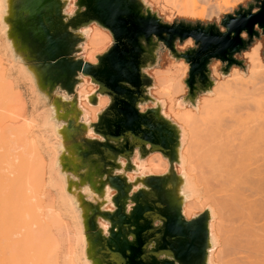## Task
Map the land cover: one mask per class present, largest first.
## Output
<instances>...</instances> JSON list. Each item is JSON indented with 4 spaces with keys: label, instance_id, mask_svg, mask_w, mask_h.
Listing matches in <instances>:
<instances>
[{
    "label": "rangeland",
    "instance_id": "obj_1",
    "mask_svg": "<svg viewBox=\"0 0 264 264\" xmlns=\"http://www.w3.org/2000/svg\"><path fill=\"white\" fill-rule=\"evenodd\" d=\"M7 1L9 0H0V64L4 67L1 68L0 65V87L3 84L9 87L4 90L3 85L0 88L2 89L0 91V115L3 112L0 116V140H3L2 143L0 141V161L2 160L0 168L6 162L9 166L13 165V168L6 164L10 170L7 172L8 169L5 171L4 167L0 170L2 176H0L2 183L0 187L5 182L4 186H7L9 181L14 183L18 181L6 187L8 189L3 195H1L3 191L0 190V197L5 195L4 203L7 201L11 206L13 203V208L18 209L19 213L25 208L24 204L23 207L20 206L19 200H23L22 198L25 197V203L32 195V198L28 199L32 201V203L29 201L32 205L26 204L25 212L20 216L16 212L14 218L11 216L13 214L10 211L14 210H10L11 206L9 207L7 203L0 206L1 211L9 210L6 216L3 215L5 212L0 214V264H12L13 262H15L13 264H22V262L23 264H39V260H42L44 264H93L87 252L88 241L79 206L81 197L87 195L92 200L108 204V209L112 210L111 199L114 192L107 187L104 193L99 195L94 189L80 186L79 179L74 175L66 174L73 168V164L75 166L77 164L74 148L66 144V136H70V132L75 137L82 134L78 126L80 123L87 126L88 136L93 135L90 125L97 122L98 114L109 105L110 99L99 96L98 104H91V98L98 87L92 84L90 79H84V83L78 87L76 92L78 97L76 103H73L74 101L69 96L61 95L60 100L56 99L55 102L50 103V105L55 104V109H51L42 95V93L45 96L48 94L45 91L39 92L36 87L33 71L14 56L13 43L6 35L9 30L6 22L9 15ZM69 1L65 11L68 16L75 11L74 1ZM142 1L164 23H185L194 26L214 24L222 31L225 29L221 26V22L226 15L234 14L241 7L247 8L249 4H254V0H205L203 5L200 4L202 2L197 1L198 5L194 4V7L191 6L194 8L192 9L190 5L193 4H185L184 0ZM184 4L189 7L186 8ZM191 9L195 11L190 12ZM258 31L260 36L254 38L246 51L236 56L238 61L243 62L244 67L234 66L229 74L224 75L225 65L219 60L211 62L210 72L211 80L215 82L214 86L207 93L199 94L194 104L188 100L189 89L185 83L189 76V65L184 60L172 57L163 45L157 50L156 65L146 70V74L153 80V85L148 91L149 96L155 99L164 116L176 123L180 132L179 163L176 164V171L181 183L177 193L184 202V215L186 219L191 220L204 211L210 214L208 264H241L242 258L246 256L245 248L250 247L247 240L252 235L251 230L259 235L254 239L264 243V34ZM81 34L85 41L81 44L82 52L78 56L86 62L97 64V56L107 52L113 44L111 33L97 24H92L87 29H82ZM242 37L248 39L246 34ZM194 45L191 39L183 44L176 43L177 50L180 52ZM257 46H261L262 65L255 62V67L251 69L249 59ZM39 100L41 104L38 108L45 111V123L32 117L36 114L33 110L34 105L38 104ZM155 106L153 103H148L143 105L142 110ZM69 118L75 122L74 129L70 131L63 120ZM26 123L30 129L37 128L36 142L39 144H36L40 150L38 151L39 159L32 156L33 153L38 154L32 153L33 150L31 151L32 157L24 152L25 150L30 151L32 145L31 149L25 148L24 150L21 147L25 142H22L23 133L20 132L28 127L25 126ZM29 127L24 131V137L27 138L23 137L25 141L30 139V133L26 134V130H30ZM16 139L19 141L17 142ZM27 141L26 143L30 142V140ZM5 150L8 151L5 152ZM10 155L14 157L13 160ZM3 156L6 159H3ZM26 157H29V162L32 159L36 161L33 163L34 166L31 164L34 167L33 173H36L34 174L36 175L35 184L34 179L32 182L27 180L29 177L32 180L29 175L32 171L28 169L32 166H27ZM23 158L22 162L25 167H28L25 169L24 164L22 165L23 169L27 170L26 172H23L20 166L22 163L20 160ZM39 160L40 163H38ZM13 161L14 164L15 161L17 163L15 166ZM120 161L127 163L123 159ZM132 163L134 169L131 172H125L123 168L121 170L130 182H135L137 178L148 175H165L170 168L169 162L159 153L151 154L141 160L137 152L132 158ZM19 167L20 172L25 175L23 176L22 173L23 179L19 178ZM3 170L11 176L6 174L7 178L6 176L3 178L5 174ZM16 175L18 178L15 177ZM27 181L32 183L33 187ZM25 182L27 186H24ZM138 187L140 185L136 186ZM234 187L244 194L242 210L229 213L219 210L217 207L219 198L231 195L230 191L235 190ZM3 188L2 190H5ZM27 190L29 191L24 195ZM8 191L11 192L8 193ZM16 193L20 194V199ZM77 198L79 199L76 200ZM11 199H16V202L18 200L19 205L15 206V201ZM27 205L35 209L36 218H31L30 208L28 209ZM241 212L243 214H240ZM16 216L17 219H15ZM21 216L25 219L22 218L19 221ZM221 217H224V220L221 221ZM16 220L20 223L18 224ZM100 222L106 231L108 224ZM27 234L30 237L29 240L26 237ZM18 242L20 244L24 242L22 245L25 247ZM30 242H32L31 245ZM32 245L37 246L36 251L35 247V249L30 248ZM19 248L22 249L19 250ZM23 248H26V252ZM29 248L33 251L29 252ZM27 251L29 256H27Z\"/></svg>",
    "mask_w": 264,
    "mask_h": 264
},
{
    "label": "water",
    "instance_id": "obj_2",
    "mask_svg": "<svg viewBox=\"0 0 264 264\" xmlns=\"http://www.w3.org/2000/svg\"><path fill=\"white\" fill-rule=\"evenodd\" d=\"M73 1L75 11L68 16L69 0H9L6 35L14 56L33 71L37 89L48 94L49 105L61 95L76 103L84 79L98 87L91 104L97 105L99 96L110 99L90 125L97 138H89L87 126L80 123L82 134L75 137L70 132L71 139L66 140L77 160L69 171L79 185L99 195L107 187L114 192L113 210H105L108 204L87 195L81 197L92 263L208 264L210 214L204 211L191 220L184 215L177 193L180 132L149 96L153 80L146 70L156 65L157 50L163 45L172 57L189 65L188 100L196 103L199 94L214 86L209 70L213 60L225 65L224 75L234 66L244 67L236 56L260 36L258 30L264 34V0L226 15L221 22L225 31L214 24L164 23L142 0ZM92 24L113 37L111 48L97 56V64L78 56L85 41L81 31ZM189 39L198 49L178 51L176 43ZM148 103L156 106L143 111ZM63 120L69 131L74 129V120ZM137 152L141 160L161 154L169 162L168 173L130 182L121 170L134 169ZM100 221L108 224L106 231Z\"/></svg>",
    "mask_w": 264,
    "mask_h": 264
},
{
    "label": "bare ground",
    "instance_id": "obj_3",
    "mask_svg": "<svg viewBox=\"0 0 264 264\" xmlns=\"http://www.w3.org/2000/svg\"><path fill=\"white\" fill-rule=\"evenodd\" d=\"M184 1H185V4H186V3H187L188 5H190V3L193 4V5H190V7H191V6L194 7V4H197V1H198L199 3L202 2V3H200V4H202V5L204 4V2H206L205 0H184ZM8 3H9V1L6 2V6H8ZM185 4H184V5H185ZM197 5H198V4H197ZM185 6H186V5H185ZM185 6H184V9H185ZM187 7H189V6H186V8H187ZM192 7H191V8H192ZM195 8H196V7H195ZM6 9H7V8H6ZM192 9H194V8H192ZM192 9L190 10V12L193 11ZM194 11H195V10H194ZM194 11H193V12H194ZM185 13H186V12H185ZM190 14H191V13H190ZM195 14H196V13H195ZM192 15H194V14H192ZM244 34H245V33H244ZM9 40H10V39H9ZM191 40H192V39H191ZM187 41H188V40H187ZM12 46H13V45H12ZM260 51H261V46H257V47L254 49L253 55H252V56L250 57V59H249L250 64H251V69H253V68L255 67V62H259L260 65H262V61H261V57H260V55H261V54H260ZM18 58H19V57H18ZM19 59H20V58H19ZM16 60H18V59H16ZM14 62H15V61H14ZM0 65H1V64H0ZM1 66H2V65H1ZM16 66H17V65H16ZM16 66H15V67H16ZM25 66H26V65H25ZM1 68H4V67L2 66ZM28 68H29V67H28ZM5 69H6V68H5ZM29 69H30V68H29ZM0 71H1V69H0ZM3 71H4V70H2V72H3ZM17 72H18V71H17ZM1 75H2V74H1ZM1 77H2V76H1ZM4 81H5V80H4ZM0 82H1V81H0ZM8 83H9V81L7 80V84H8ZM2 84H3V83H2ZM5 84H6V83H5ZM0 85H1V84H0ZM3 85H4V84H3ZM3 85H2L1 87H3ZM8 85H9V84H8ZM10 85H11V84H10ZM12 86H13V85H12ZM1 87H0V88H1ZM7 87H8V86H7ZM7 87H5V85H4V88H3V89L5 90V88H7ZM8 88H9V87H8ZM1 90H2V89H1ZM1 90H0V91H1ZM4 90H3V91H4ZM210 90H211V89H210ZM210 90H209V91H210ZM39 92H41V91H39ZM10 93H11V92H10ZM2 94H3V93H2ZM6 94H8V93L6 92ZM42 95H43V97H44L46 100L49 99V96H45L44 93H42ZM0 96H1V95H0ZM2 96H3V95H2ZM102 97H106V96H102ZM14 99H15V98H14ZM1 100H2V99H1ZM14 101H15V100H14ZM7 102H8V101H7ZM10 102H11V101H10ZM0 104H1V103H0ZM3 104H4V102H3ZM39 104H41V101H40V100L38 101V104H35V105H34L33 110L36 111V114H35L34 116L32 115V117H33L35 120H38V121H40V122L45 123V119H46V118H45V116H46V115H45V111H44V110H40V109L38 108ZM32 105H33V104H32ZM1 107H2V106H1ZM2 108H3V107H2ZM2 108H1V109H2ZM50 108H51V109H55V104L50 105ZM2 113H3V112H2ZM2 113H1L0 116L3 115ZM3 117H4V116H3ZM9 117H10V116H9ZM7 118H8V117H7ZM3 119H4V118H3ZM2 121H3V120H2ZM17 121H18V120H17ZM23 122H24V121H23ZM26 124H27V125H25V126H28V123H26ZM6 127H7V125H6ZM23 127H24V126H23ZM28 127H29V126H28ZM28 127L25 128V129H28ZM13 128H14V127H13ZM19 128H20V127H19ZM25 129H24L22 132H20V131H19V132H20V133H23V135L21 134V135H22V136H21L22 142H25L24 144H26V146H27V144H28V146L26 147V146L23 144V145H21V147H22V149H24V150H25V148H27V149H31L30 146L32 145L35 149H33V147H32V149H31L30 151L25 150L24 152H25L26 154H29L30 157H32V156H36L37 158L35 157V159H39V158H40V156H39L40 154H39L38 151H40V150H39L38 147H37V146H38L37 144H39V143L36 142V141H37V137H36V135H37V134H36V133H37V132H36V129H37V128H33V129H34V130H33V129H30V127H29L30 130H26V132H27L26 134L30 133V139H28V141L30 140L29 143H26L27 140L25 141V140L23 139V137H24V133H25V132H24ZM8 130H9V129H8ZM21 130H22V129H21ZM32 130H33V131H32ZM3 131H5V130H3ZM16 132H17V131H16ZM19 132H18V133H19ZM5 135H6V134H5ZM7 135H8V134H7ZM28 135H29V134H28ZM2 136H3V135H2ZM8 136H9V135H8ZM8 136H7V137H8ZM5 137H6V136H5ZM11 137H12V136H11ZM16 137H17V135H16ZM9 138H10V137H9ZM24 138H26V137H24ZM12 139H13V138H12ZM26 139H27V138H26ZM66 139L69 140V139H71V138H70V136H66ZM6 140H7V139H6ZM10 140H11V138H10ZM0 141H1V143H2L3 140H0ZM11 141H12V140H11ZM14 141H15V137H14V139H13V142H14ZM16 141H17V139H16ZM18 141H19V140H18ZM18 141H17V142H18ZM20 141H21V140H20ZM28 141H27V142H28ZM8 142H9V140H8ZM68 142H69V141H68ZM70 142H71V140H70ZM4 143H6V142L4 141ZM9 143H10V142H9ZM9 143H8V144H9ZM36 143H37V144H36ZM17 144H19V143H17ZM5 145H6V144H5ZM9 145H10V144H9ZM9 145H7V146H9ZM12 145H13V144H12ZM14 145H15V143H14ZM68 145H69V144H68ZM10 146H11V145H10ZM16 146H17V145H16ZM3 147H4V146H3ZM11 147H12V146H11ZM28 147H29V148H28ZM36 147H37V148H36ZM40 147H41V145H40ZM14 148H16V147H14ZM18 148H20V147H18ZM41 148H42V147H41ZM70 148L73 149V147H70ZM2 149H3V148H2ZM4 149H5V148H4ZM10 150H12V148H11ZM15 150H16V149H15ZM32 150H33V151H32ZM7 151H8V150H7ZM7 151L5 150V152H7ZM26 151H28V152H26ZM31 151H32V153H33V152L38 153V154H37L38 156L35 155V153L32 154ZM2 152L4 153V151H2ZM9 152H10V151H9ZM13 152H15V151H13ZM24 152H23V153H24ZM20 153L22 154L21 150H20ZM20 153H19V154H20ZM7 154H8V153H7ZM12 154H13V153H11V155H12ZM21 154H20V155H21ZM31 154H32V156H31ZM11 155H10V156H11ZM4 156H6V155H4ZM4 156H3V159L5 158ZM13 156H14V155H13ZM22 156H23V154L21 155V157H22ZM24 156H25V155H24ZM7 157H8V156H7ZM21 157H20V158H21ZM0 158H1V157H0ZM11 158H12V156H11ZM13 158H14V157H13ZM13 158H12V160H13ZM20 158H19V159H20ZM26 158H27V157H26ZM26 158H25V161H26L25 163L28 162V163H27V166L30 165V167H31V166L33 165V163L36 162V161L34 162L33 159H32L33 162H32V160L29 162V157L27 158L28 160H26ZM5 159H6V158H5ZM1 161H2V160H1ZM1 161H0V162H1ZM16 161H17V160H16ZM16 161H15V164H17ZM22 161H24V158H23V160H20V163H21ZM18 163H19V162H18ZM38 163H40V160L38 161ZM178 163H179V161H178ZM6 164L8 165L7 162H6ZM6 164L3 166V167H4V170H5V169H8L7 166H6ZM10 164L12 165V162H11ZM13 164H14V161H13ZM15 164H14V166H15ZM23 164H24V163L22 162L20 166L22 167V171L24 172L25 169L28 168V167H27V166L25 167V164H24L25 169H23V166H22ZM31 164H32V165H31ZM5 166H6V167H5ZM8 166H9V165H8ZM12 166H13V165H12ZM12 166H9V167L11 168ZM18 166H19V165H18ZM33 166H34V165H33ZM33 166H32V168H28L30 171H32V172H30V174H29V175L32 177V180H30V177H29V175L27 174V176L29 177V178H27V180L29 179L30 182L33 181L34 177L36 178V175H34V174H36V173H35V172L33 173V170H34V167H33ZM3 167L0 168V170L3 169ZM12 168H13V167H12ZM20 169H21V168L19 167V168H18L19 172H20ZM4 170H3V171H4ZM9 170H10V169H8L7 172H8ZM5 171H6V170H5ZM5 171H4V173H5L4 175H3V173H2V175L4 176L3 178H5L6 174H7V176H11V175H8V173L5 172ZM26 171H27V170H26ZM26 171H25V172H26ZM23 172H20V173L16 172V173H18V174L20 175L19 178L22 177V173H23ZM0 173H1V172H0ZM10 173H11V172H10ZM28 173H29V172H28ZM68 173H69L70 176L73 175L70 171H68L66 174H68ZM12 174H14V173H12ZM25 174H26V173H25ZM31 174H32V175H31ZM14 175H15V174H14ZM69 175H68V176H69ZM0 176H1V175H0ZM7 176H6V178H7ZM23 176H25L24 173H23ZM27 176H26V177H27ZM1 177H2V176H1ZM1 177H0V179H1ZM15 177L18 178L17 175H16ZM15 177H13V178H15ZM22 179H23V177H22ZM24 179H25V178H24ZM7 180H8V179H6V181H7ZM10 180H12V178H11ZM19 180H20V179H19ZM0 181H1V180H0ZM2 181H3V180H2ZM8 181H9V180H8ZM15 181H16V180H15ZM17 181H18V180H17ZM17 181H16V182H17ZM37 181H38L37 183H39V180H38V179H37ZM3 182H4V181H3ZM16 182L14 183V182H10V181H9V182H7V183H9V184H8L7 186H4V185L6 184V182H5V183L3 184V186L0 187V188H1V189H0L1 192L3 191L1 195H3L4 193H6V190L8 189V188H6V187H8L10 184H13V185H14V184H16ZM19 182H21V181H19ZM27 182H28V181H27ZM30 182H28V184H30ZM222 182H224V181H222ZM0 183H1V182H0ZM35 183H36V181H35V179H34V184H35ZM1 184H2V183H1ZM22 184H23V183H22ZM34 184H33V185H34ZM31 185H32V183L30 184V186H31ZM10 186H11V185H10ZM17 186H18V185H17ZM17 186H16V188H17ZM24 186H27L26 182H25ZM3 187H4V188H3ZM20 187H21V186H20ZM31 187H33V186H31ZM2 188L5 189V190H2ZM14 188H15V186H14ZM21 188H22V187H21ZM12 189H13V188H12ZM12 189H11V190H12ZM26 189H27V188H26ZM234 189H235V187H234ZM23 190H24V189H23ZM110 190H111V189H110ZM28 191H29V190H27L26 193L24 192V195H26ZM111 191H112V190H111ZM10 192H11V191H10ZM10 192L8 191V193H10ZM21 192H22L21 195H23V191H21ZM230 192H232L231 195H229V196L226 195V196H224V197L219 198V201L217 202V207L219 208V210L227 211L228 213H229V212H232V211H237V210H239V209L242 210L241 207H242V204H243V202H244V196H243L244 194H241V193L239 192V190H236V189L233 190V191H230ZM17 193H18V192H17ZM17 193H16V194H17ZM19 193H20V192H19ZM29 194H31V193L29 192ZM8 195H9V194H8ZM17 195H18V194H17ZM17 195H15V197H16ZM19 195H20V194H19ZM19 195L17 196L18 199L21 198V196H19ZM4 196H5V195H4ZM4 196L0 197V198H1V199H0V200H1V201H0V202H1V203H0V206H2V204L4 203V201H3ZM13 197H14V196H13ZM15 197H14V198H15ZM17 197H16V198H17ZM30 197L32 198V195H31ZM30 197H29V198H30ZM5 198H6V197H5ZM11 198H12V197H11ZM24 198H25V197H24ZM24 198H22L23 200H21V201L19 200V202H21L20 206L23 207V204H24V206H25L24 209H26V204H30V202L32 203V201L28 200V199H29V198H28L27 201L24 203V201H25ZM78 199H79V198H77L76 200H78ZM5 200H6V199H5ZM11 200L15 201L16 199H11ZM13 201H10V202L12 203ZM29 201H30V202H29ZM19 202H18V200H17V202L15 201V202H14L15 206H16V205H19ZM28 202H29V203H28ZM5 203H7V201H6ZM5 203H4V204H5ZM16 203H18V204H16ZM4 204H3V205H4ZM7 204H8V203H7ZM7 204H6V205H7ZM8 205H9V207L11 206V204H8ZM30 205H32V204H30ZM80 205H81V204H80ZM80 205H79V206H80ZM13 207H14V206H13V203H12V206L10 207V210L14 209ZM28 207L30 208V216H31V218H34V217L36 218V215H37V214H36L35 209H33L31 206L27 205V208H28ZM15 208H16V207H15ZM29 208H28V209H29ZM24 209H22V212L20 211L21 213H19L18 209H16V210L14 209L15 211H14V210L10 211V212H12L11 214H13V215H11V216H13V218H14L15 215H16V212L18 213V216L22 215L23 212H25ZM6 210H7V209H6ZM6 210H5V209H4V211L2 210L3 212L0 210V211H1L0 214L2 215V213H4V212H5V214H3V215H5V216H6V213L9 214V212H8L9 210H7V212H6ZM240 214H243V212H241ZM23 216L25 217V215H23ZM23 216H21V218L18 217V218H20L19 221H21V219L24 218ZM30 216H29V217H30ZM11 218H12V217H11ZM31 218H30V219H31ZM226 218L228 219L227 216H226ZM226 218H225V219H226ZM15 219H17V216H16ZM24 219H25V218H24ZM26 219H27V218H26ZM227 219H226V222H227ZM11 220H12V219H11ZM32 220H34V219H32ZM222 220H224V217H221V221H222ZM16 221H18V220H16ZM19 221H18V224L20 223ZM14 222H15V220H14ZM224 222H225V221H224ZM15 226H16V225H15ZM17 228H18V227H17ZM26 233H28V232H26ZM26 233H25V234H26ZM250 233H252V235H251V236L249 237V239L247 240V242H249V246H250V247H246V248H245L246 256H245L244 258H242V260H241V264H264V243H261V242L256 241V240L254 239V237H258V236H259V235H257V232H255L254 230H251ZM3 234H4V233H3ZM28 234H29V233H28ZM28 234H27V236H26V235H25V236H26V237L28 238V240H29L30 237H29ZM31 234H32V233H31ZM31 234H30V235H31ZM31 236H32V235H31ZM26 237H25V238H26ZM31 238H32V237H31ZM24 240H25V239H24ZM252 240H254V241H252ZM25 241H26V240H25ZM31 241H32V240H31ZM19 242H22V241H19ZM19 242H18V244H20ZM22 244L24 245V242L21 243L20 245H21L22 247H25V246H23ZM25 244H26V243H25ZM31 244H32V242H30V245H31ZM33 244H34V243H33ZM20 245H18V246L20 247ZM29 247H30V246H29ZM34 247H35L36 249H35ZM34 247H33V245H32V247H30V248H31V249L33 248V249H35V251H36V250H37V246L34 245ZM30 248H29V249H30ZM20 249H22V248H19V250H20ZM25 249H26V248H25ZM25 249L23 248V250H25ZM29 249H28V251H29ZM31 249H30L29 252L33 251V250H31ZM19 250L17 249V251H19ZM39 250H40V249H39ZM21 251H22V250H21ZM28 251H27V252H28ZM35 251H34V253H35ZM23 252H24V251H23ZM25 252H26V250H25ZM29 252H28V255H27V256H29ZM40 252H41V251H40ZM40 252H39V253H40ZM42 253H43V251H42ZM42 253H40V254H42ZM26 254H27V253H26ZM43 254H44V253H43ZM40 256H41V255H40ZM24 257H25V256H24ZM34 257H36V256H34ZM41 257H42V256H41ZM25 258H26V257H25ZM25 258H24V259H25ZM29 258H31V257H29ZM24 259H22V260L25 261ZM27 259H28V257H27ZM31 260H32V259H31ZM20 261H21V260H19V262H20ZM27 261H28V260H27ZM27 261H26V262H27ZM37 262H38V261H37ZM39 262H40V263H43L42 260H39ZM13 263H15V262H13ZM13 263H12V264H13ZM23 263H24V262H22V264H23ZM29 263H30V262H29ZM40 263H39V264H40ZM20 264H21V263H20ZM33 264H34V263H33ZM43 264H44V263H43Z\"/></svg>",
    "mask_w": 264,
    "mask_h": 264
},
{
    "label": "flooded vegetation",
    "instance_id": "obj_4",
    "mask_svg": "<svg viewBox=\"0 0 264 264\" xmlns=\"http://www.w3.org/2000/svg\"><path fill=\"white\" fill-rule=\"evenodd\" d=\"M247 40H248V39H247ZM190 49H192V50L198 49V46L194 45V46H192V48H190ZM190 49H188V50H190ZM210 66H211V64H210ZM210 66H209V70H210Z\"/></svg>",
    "mask_w": 264,
    "mask_h": 264
},
{
    "label": "crops",
    "instance_id": "obj_5",
    "mask_svg": "<svg viewBox=\"0 0 264 264\" xmlns=\"http://www.w3.org/2000/svg\"><path fill=\"white\" fill-rule=\"evenodd\" d=\"M77 90H78V89H77ZM76 92H77V91H76ZM89 138L95 139V138H97V137L94 136V135H91V136H89ZM105 210H109L108 207H106ZM112 210H113V209H112Z\"/></svg>",
    "mask_w": 264,
    "mask_h": 264
}]
</instances>
